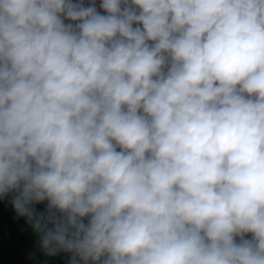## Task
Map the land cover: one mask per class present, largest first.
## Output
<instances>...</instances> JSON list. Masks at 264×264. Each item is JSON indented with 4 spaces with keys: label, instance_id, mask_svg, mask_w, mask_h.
<instances>
[{
    "label": "clouds",
    "instance_id": "clouds-1",
    "mask_svg": "<svg viewBox=\"0 0 264 264\" xmlns=\"http://www.w3.org/2000/svg\"><path fill=\"white\" fill-rule=\"evenodd\" d=\"M0 200L69 264H264V0H0Z\"/></svg>",
    "mask_w": 264,
    "mask_h": 264
},
{
    "label": "trees",
    "instance_id": "trees-1",
    "mask_svg": "<svg viewBox=\"0 0 264 264\" xmlns=\"http://www.w3.org/2000/svg\"><path fill=\"white\" fill-rule=\"evenodd\" d=\"M36 208L42 212L45 205ZM0 264H69V256L61 253L49 258L41 254L25 219L16 217L7 200H0Z\"/></svg>",
    "mask_w": 264,
    "mask_h": 264
}]
</instances>
